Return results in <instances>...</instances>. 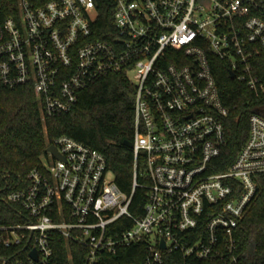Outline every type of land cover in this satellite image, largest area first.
<instances>
[{
    "label": "built area",
    "instance_id": "built-area-1",
    "mask_svg": "<svg viewBox=\"0 0 264 264\" xmlns=\"http://www.w3.org/2000/svg\"><path fill=\"white\" fill-rule=\"evenodd\" d=\"M105 4L113 23L103 30ZM18 9L0 22L3 84L33 86L52 118L126 75L134 173L125 193L100 151L56 139L61 158L48 152L6 198L17 211L15 222L0 218V264H242L237 230L264 175V0H18ZM219 61L263 99L226 170Z\"/></svg>",
    "mask_w": 264,
    "mask_h": 264
},
{
    "label": "trees",
    "instance_id": "trees-1",
    "mask_svg": "<svg viewBox=\"0 0 264 264\" xmlns=\"http://www.w3.org/2000/svg\"><path fill=\"white\" fill-rule=\"evenodd\" d=\"M111 8L105 4L98 28L106 30L112 25ZM18 15V0H0V22ZM215 74L225 105L230 109L226 120L228 145L220 169L226 170L246 143L249 117L263 99L232 78L224 62H217ZM135 90L126 75H111L81 92L70 112L48 118L33 86L10 88L0 78V218L15 222L11 214L17 210L7 204L8 194L28 187V174L42 168V158L49 156L48 147L61 136L100 151L115 174L117 185L131 194L134 157L126 142L134 141ZM260 179L258 195L237 230L242 264H264V175ZM144 193L138 190L134 203L144 202ZM58 255L68 256L66 251Z\"/></svg>",
    "mask_w": 264,
    "mask_h": 264
},
{
    "label": "water",
    "instance_id": "water-1",
    "mask_svg": "<svg viewBox=\"0 0 264 264\" xmlns=\"http://www.w3.org/2000/svg\"><path fill=\"white\" fill-rule=\"evenodd\" d=\"M230 76L233 78V77H234V74H233V73H230ZM126 144H127L130 148H132V146H133V143H132L131 141H127ZM47 152L52 153L56 158H61V156H60L59 153H58L57 148H56L55 146H53V145H51V146L48 147ZM32 255H33L34 257H36V252L34 251V252L32 253Z\"/></svg>",
    "mask_w": 264,
    "mask_h": 264
},
{
    "label": "rangeland",
    "instance_id": "rangeland-1",
    "mask_svg": "<svg viewBox=\"0 0 264 264\" xmlns=\"http://www.w3.org/2000/svg\"><path fill=\"white\" fill-rule=\"evenodd\" d=\"M203 2L206 3V0H203ZM42 161H43V163H46V162H47V158L44 156V157L42 158Z\"/></svg>",
    "mask_w": 264,
    "mask_h": 264
}]
</instances>
